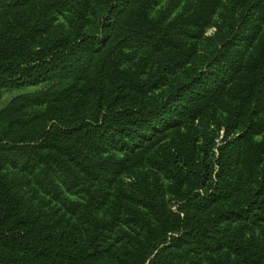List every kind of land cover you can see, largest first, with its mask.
Instances as JSON below:
<instances>
[{"label": "trees", "instance_id": "obj_1", "mask_svg": "<svg viewBox=\"0 0 264 264\" xmlns=\"http://www.w3.org/2000/svg\"><path fill=\"white\" fill-rule=\"evenodd\" d=\"M67 1L0 0V98L41 86L0 107V264H264V38L226 21L168 82L183 54L145 74L127 48L184 49L218 0H96L92 25L78 0L52 28Z\"/></svg>", "mask_w": 264, "mask_h": 264}, {"label": "rangeland", "instance_id": "obj_2", "mask_svg": "<svg viewBox=\"0 0 264 264\" xmlns=\"http://www.w3.org/2000/svg\"><path fill=\"white\" fill-rule=\"evenodd\" d=\"M88 3L86 11V24L96 23V13L92 8L97 6L96 0H84ZM198 0H158L157 4L152 8V15H162L166 18H172L176 15H186L190 13L193 5H195ZM228 0H218L216 6L214 7L208 22L201 26L200 33L188 41L184 49H177L174 51L166 50L164 52H153L149 48L139 46L137 44H130L127 48L129 60L126 63L131 69H137L139 72H147L154 70L156 62L161 56L173 55L182 58H186L185 62L180 64V67L175 73L167 75L168 82L175 77L183 76L185 72L192 70L194 63L201 62L207 58L210 52L216 47L222 35L223 23L228 21L232 24L236 23L239 19L244 16V24H246L251 39L248 45L244 47V44L240 45V49H243L246 55H250L255 52L260 41L264 38V4L258 5L255 9H246V5H237L236 2L233 3L232 7L227 6ZM78 0H68L65 6L61 9L60 13L57 14L55 21L52 23V28H61L63 30L68 28V25L73 19L71 8L77 6ZM142 74V73H141ZM36 88H26L20 90H2L0 98V107L3 106L8 99L17 93H22L24 91H31L38 89ZM167 87L166 84L159 87V91L164 90ZM157 92V91H153ZM154 95L156 93H153ZM220 134V132H219ZM217 138L214 141H217ZM135 175L132 174H121L118 179H120L121 184L126 187H131V181ZM167 198V196H165ZM172 202V201H170ZM173 205V204H172ZM172 210L175 211V205L172 206Z\"/></svg>", "mask_w": 264, "mask_h": 264}]
</instances>
